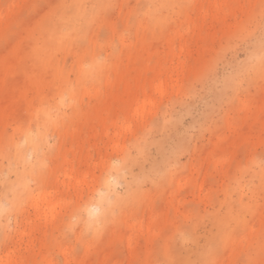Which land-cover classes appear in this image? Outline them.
Segmentation results:
<instances>
[{
    "label": "rangeland",
    "instance_id": "374dc122",
    "mask_svg": "<svg viewBox=\"0 0 264 264\" xmlns=\"http://www.w3.org/2000/svg\"><path fill=\"white\" fill-rule=\"evenodd\" d=\"M262 30L264 0H0V264H264Z\"/></svg>",
    "mask_w": 264,
    "mask_h": 264
},
{
    "label": "bare ground",
    "instance_id": "6f19581e",
    "mask_svg": "<svg viewBox=\"0 0 264 264\" xmlns=\"http://www.w3.org/2000/svg\"><path fill=\"white\" fill-rule=\"evenodd\" d=\"M257 45H258V50H261L260 49V42H258ZM252 55H253V57H255L256 53L255 54L253 53ZM260 60H261L260 58L259 59L257 58L256 61L259 62ZM40 72L45 74V77L43 79L35 82V85L38 86L41 84H45V85H47V89H52L53 90L52 96H53L54 101H55V103H54L55 106L54 105L53 106L60 109V106L63 105L64 90L66 91V88L62 87V84L64 82H67L66 78L64 77L63 69H60L57 66V64H52L50 71H49V69L48 70L44 69V70H41ZM0 87H3L2 83H0ZM14 89L18 90L17 95H19L20 93H23V91H24L23 88L18 87L17 85L15 86ZM35 100H36L34 102L35 104L32 101L29 104L30 109L32 107V109L34 111V114L32 117H34L35 120L37 119V120H42V121L43 120L50 121V119L52 117H51V112L49 111V109H52V107L47 105V100L45 98V95L41 93L37 96V98H35ZM16 103H17V100H11L9 105H13V107H14ZM41 197H42L41 195H38L36 199L37 200L41 199ZM105 201H103V204H102L103 205L102 214L104 215L105 219L107 220L110 217V210H109L107 202H105ZM222 223L225 225V219L222 220ZM92 225L96 230L95 222H92ZM207 252H209V248H206L204 250V252L202 253V256L199 259V260H201L200 264H205L204 263L205 262V253H207Z\"/></svg>",
    "mask_w": 264,
    "mask_h": 264
},
{
    "label": "snow or ice",
    "instance_id": "6c2138e0",
    "mask_svg": "<svg viewBox=\"0 0 264 264\" xmlns=\"http://www.w3.org/2000/svg\"><path fill=\"white\" fill-rule=\"evenodd\" d=\"M260 49H261V55H260V59L262 64H264V30H262V35H261V39H260ZM63 103L67 104L68 103V97L65 96L63 99ZM114 163H116V161H114ZM101 207L99 205H94L93 207L88 209L89 215L90 216H96L98 217L101 213Z\"/></svg>",
    "mask_w": 264,
    "mask_h": 264
}]
</instances>
